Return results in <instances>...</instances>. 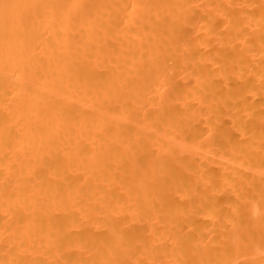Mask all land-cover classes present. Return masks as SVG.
<instances>
[{"label": "bare ground", "instance_id": "1", "mask_svg": "<svg viewBox=\"0 0 264 264\" xmlns=\"http://www.w3.org/2000/svg\"><path fill=\"white\" fill-rule=\"evenodd\" d=\"M0 264H264V0H0Z\"/></svg>", "mask_w": 264, "mask_h": 264}]
</instances>
